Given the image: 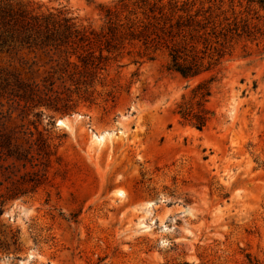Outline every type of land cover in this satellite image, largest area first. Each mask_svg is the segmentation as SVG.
I'll list each match as a JSON object with an SVG mask.
<instances>
[{"label":"rangeland","instance_id":"rangeland-1","mask_svg":"<svg viewBox=\"0 0 264 264\" xmlns=\"http://www.w3.org/2000/svg\"><path fill=\"white\" fill-rule=\"evenodd\" d=\"M116 1L7 3L100 33L101 8ZM236 1L234 12L263 32L264 11ZM60 56L0 51V264H264V36L237 40L190 80L126 42L67 111L44 95L11 94L15 77L42 91L46 76L58 78ZM204 80L211 114L197 130L175 111ZM65 88L74 90L55 81L54 91Z\"/></svg>","mask_w":264,"mask_h":264},{"label":"trees","instance_id":"trees-1","mask_svg":"<svg viewBox=\"0 0 264 264\" xmlns=\"http://www.w3.org/2000/svg\"><path fill=\"white\" fill-rule=\"evenodd\" d=\"M7 1H0V51L48 50L63 56L57 62L58 78L53 79L54 74L46 76L42 91L38 84L24 83L15 77L10 85L11 94L24 101L37 99V103L44 95L60 111L70 109L71 94L81 89L86 93L108 56L126 42L138 43L148 60H153L157 53L164 55L166 72L190 80L217 66L237 40L264 36V30L261 32L248 18L239 17L240 12H234L233 0H227L228 10L223 9V0H117L113 8H101L105 26L100 33L78 30L69 23L70 19L55 23L50 17L31 15ZM242 2L248 11L254 3L264 11V0H237L236 6L241 7ZM71 56L76 62L69 60ZM56 80L69 82L74 90L54 91ZM208 84L209 80L198 82L191 89L189 100L182 97L176 105L179 119L197 130H202L210 119L211 112L206 107L210 96ZM48 93L55 96L51 98ZM59 103L60 108L56 107ZM44 171L31 174L35 185L42 183ZM20 189V184H15L10 197H15Z\"/></svg>","mask_w":264,"mask_h":264},{"label":"bare ground","instance_id":"bare-ground-1","mask_svg":"<svg viewBox=\"0 0 264 264\" xmlns=\"http://www.w3.org/2000/svg\"><path fill=\"white\" fill-rule=\"evenodd\" d=\"M92 137H93V139H94V141H95L96 143H100V142H103V141H104L105 134H103V133H94V134L92 135ZM119 194H120V193H119Z\"/></svg>","mask_w":264,"mask_h":264}]
</instances>
